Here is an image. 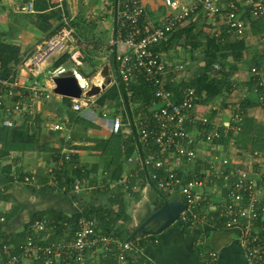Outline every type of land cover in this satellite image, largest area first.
<instances>
[{
	"label": "built area",
	"instance_id": "built-area-1",
	"mask_svg": "<svg viewBox=\"0 0 264 264\" xmlns=\"http://www.w3.org/2000/svg\"><path fill=\"white\" fill-rule=\"evenodd\" d=\"M162 5L165 12L158 21L159 18L148 13L143 0H118V3H115L109 39V53L115 62L114 70L108 75L109 86H106L104 78L101 79V86L103 84L104 89H107L112 85L118 86L121 82L128 100L120 94V101L126 110L129 106L132 116L127 113V119L124 120L122 115L116 114L111 122V130L119 133L123 127H127L135 134L137 156H130L128 160L136 162L147 172L150 171V180L153 182L152 184L149 181L150 186H154L161 194L182 195L187 208L180 214V222L192 224L197 220L204 221L210 216L214 226L238 232L245 264H264V174L259 172L260 176H257L258 171L253 168L254 161L264 162V152L254 150L250 154L251 157H247L251 164L248 169L238 157L240 150L235 135L241 130L238 125L241 116L235 112V107L228 105L232 115H229L228 121H222L217 114L210 116L201 110L200 96L193 87H183L176 100L175 92L167 83L177 82L179 74H185L186 65L181 61L168 64L163 55L164 51L157 50L158 45L167 43L172 33L192 16L203 17L204 22L215 24L218 28L214 29L217 35L222 26H226L231 35L239 39L245 38L251 30L252 20H264V0H162ZM18 10L33 12L34 3H22ZM74 35V27L69 21H65L63 28L56 35L42 41L35 51L24 58L23 67L29 73L27 79L20 81L16 75L0 76L1 124L14 126L18 115L31 113L33 99L49 97L50 92L46 86H52L55 90V78L68 72L74 73L83 89L80 97H73V108L81 110L90 102L93 96H89L88 92L92 90V85H96L94 80L90 85L75 69H68L64 64L53 68L54 63L68 51V43L74 40ZM262 36L264 33L261 35L264 40ZM256 52L252 53V59ZM258 55L262 61L260 64L251 62L246 81H254V87L261 90L264 96V45L260 47ZM219 67L218 64L215 65V69ZM1 69L0 62V75ZM137 76H143L154 85L155 96L149 103H136L132 100V82ZM221 104L220 101L217 105L210 103L204 107L208 110H218ZM195 126L198 127L197 130L194 129ZM64 127L67 126L61 123L53 126L55 130ZM222 130L225 134L228 130L232 131L228 140L234 151L230 155L225 154L217 163L211 157L204 160L207 166L205 165L203 170L198 171L195 166L190 168V165H195L198 161L195 143L200 140L209 143L222 142ZM70 141L71 135L68 132L67 143ZM64 150L67 160L79 152L78 148L71 144ZM62 159L58 158L57 162L61 163ZM185 163L191 170L194 169L192 174L182 169ZM160 170L163 173H158ZM261 176L262 181L259 180ZM210 183L221 196L220 199L214 200L208 194L206 187ZM88 187L85 179L74 185L77 191ZM197 187L202 188V191H198ZM202 206L207 209H202ZM44 223L36 221L34 227L43 229ZM96 233L95 220L81 217L77 222L73 240L67 246L64 245L67 261L62 264H90L89 249H94L98 243H111L113 249L119 251L118 259L122 262L126 260L125 251L135 248L132 241L121 240L112 234L98 236ZM33 247V240L29 237L21 249L28 252ZM64 248L55 243L37 247L44 254V264H55L58 258L62 257ZM208 253L210 261H216L217 253ZM21 255H14L6 264L18 262Z\"/></svg>",
	"mask_w": 264,
	"mask_h": 264
},
{
	"label": "crops",
	"instance_id": "crops-1",
	"mask_svg": "<svg viewBox=\"0 0 264 264\" xmlns=\"http://www.w3.org/2000/svg\"><path fill=\"white\" fill-rule=\"evenodd\" d=\"M29 1L34 3L35 10L33 12H20L19 6ZM81 1L0 0V40L17 44L21 51V62L16 66L18 80L24 81L29 74L23 67L24 58L35 51L42 41L56 35L63 28L65 21H69L71 24L73 20L79 18H82L81 22H76L75 25L71 24L75 29V38L68 43L69 49L66 53L70 55L69 60L72 61L71 55L74 54L77 58L74 61L80 64L78 69L74 68L73 64L71 67L73 70L75 69L77 73L81 74L83 79L87 80L92 77L86 75L88 63H82L78 59L86 58L88 53H92L89 49L97 41L102 42V45L107 43L106 48L109 53L112 21L108 25H101V22L94 21L92 27L86 24L84 20L87 16L82 17L81 8L84 7L83 5L88 6L89 3L86 4L85 2H89V0H83L84 4ZM146 5L148 13L159 18V21L165 12V7L163 6L162 12H156L151 0H148ZM80 6L82 7L80 8ZM91 6L92 4L89 6L90 8L88 7V16L90 14L92 16V12L95 13L99 4L96 7ZM91 22L90 24H92ZM78 23L83 26L86 24L87 28L83 27L84 29L80 30ZM205 23L209 24V26L206 24L208 28L213 27V30L216 28L213 23ZM59 26L61 28L53 34ZM103 33L107 35L105 36ZM164 53L165 59L178 56L172 50ZM110 58L112 59L111 55L105 56L104 63L99 69L90 63L91 69L96 67L94 76L97 72L99 75L113 72L114 61L111 62ZM235 78L236 86H238V78ZM244 78L246 80V75ZM98 85L91 87L93 91L95 88L100 90L81 110L73 108V97L58 94L52 89V86H46L50 96L34 98L31 113L18 115L14 126H4L0 123V128L9 130L8 137L12 143L10 153L6 155L4 162L0 163V229L2 230L0 233V264H6L10 258L19 254H22V257L14 264H44V254L37 247H46L55 243L61 244L64 248V245L67 246L73 240L77 227L71 233L68 225V228L61 231L56 237L57 240L51 243H42L41 241L53 236L54 231L50 224L54 220L50 217L35 219V215L39 212L54 209L71 214L79 211L82 201L104 205L108 203L109 196L116 192H124L127 212L131 215L129 224L130 227H135L141 223L142 219H146L150 215L152 206H159L160 197L157 195L159 191L154 186H150V171L147 172L136 162L128 160L130 156H137L135 134L127 127H123L119 133H114L111 130V122L116 114L122 115L124 120L127 119L126 108L121 101L119 105L115 104V100L110 99L100 104L98 98L107 89H104L105 86L102 88L101 79ZM246 88L249 95L256 99L260 98L259 100L264 99V96L259 93L260 90L254 86L249 88L247 85ZM231 96L228 97L229 101ZM222 98L215 102L216 105ZM211 105L213 104L211 103ZM201 110L211 115L217 114L220 118H229V112L223 108L222 104L218 110H208L204 106L201 107ZM56 123L64 124L67 127L55 130L53 126ZM68 132H70L71 141L67 143ZM262 132L264 133V131ZM252 135L264 143V134L251 132L250 136ZM114 137H119L122 141L120 149L114 145L109 146ZM227 140L228 138L225 142ZM68 144L74 145L79 150L69 160L65 158L64 153ZM0 146L3 147V143L0 142ZM128 146L133 148L130 155L126 154L129 149ZM248 148L254 149L251 147V143ZM114 149L115 152H113ZM252 152V150H240L238 157L241 161H247V157H251ZM58 158H63L61 163L57 162ZM203 161L204 158L203 160L198 158L199 165ZM260 163L263 164L261 166L264 168V162ZM7 164L12 165L9 174L4 172L2 168L3 165ZM199 165L198 168L194 165L198 171L201 170ZM205 165L207 166L206 163ZM182 169L188 174H192L194 171V169H189V166L187 169L183 166ZM161 172L163 173L162 170L158 171V173ZM72 175L78 177H74V183L69 188L67 180ZM9 176L13 178V180L11 179L12 182ZM82 179L86 180L89 187L79 191L75 190L74 185ZM9 183L11 185L7 188ZM151 183L153 184L152 181ZM98 192H103V195L97 196L96 193ZM175 195L166 196L171 199ZM76 197L80 200H77ZM220 197L216 193L212 199L218 200ZM201 208L207 209L204 206ZM88 219L95 220L97 230L98 220L96 218ZM39 220L45 222L43 229L34 227L35 222ZM66 224L67 222H65ZM153 229H155L154 225L146 227V230H152L154 235L137 236V242L129 240L135 246L134 252L133 250L125 251L130 254V261L118 262L116 260L117 264H245L242 247L238 240V232L214 226L210 216L204 221L197 220L192 224H183L178 220L161 233H157L156 229L155 231ZM24 230L27 231L26 238L18 246L9 240L11 235ZM41 232L45 233L44 238L47 239L42 238L38 242L35 239V234ZM111 234L113 233L105 235ZM96 235L103 234L96 233ZM4 237H6L5 240H3ZM29 237L32 238L35 247L31 251L25 252L21 246L25 245ZM142 237L144 238L141 239ZM93 248L89 249L88 252L90 264H100L101 257L106 254L104 251L112 252L111 250H115L111 243H98ZM62 250V257L58 258L55 264H62V262L67 261L66 248ZM209 251L217 253L216 261H210Z\"/></svg>",
	"mask_w": 264,
	"mask_h": 264
},
{
	"label": "trees",
	"instance_id": "trees-1",
	"mask_svg": "<svg viewBox=\"0 0 264 264\" xmlns=\"http://www.w3.org/2000/svg\"><path fill=\"white\" fill-rule=\"evenodd\" d=\"M112 1L113 12L115 8V0ZM25 3V2H24ZM91 16V14H90ZM87 15V20L88 17ZM84 18V17H83ZM85 18V19H86ZM202 20L199 16H192L189 21H187L183 26L177 28L171 35L169 41L164 44H160L157 46V50L168 52L172 48L176 46H180L181 40L186 39L189 40L188 44L191 43V47H199L204 45L203 52L205 55L204 64L199 66L197 71L193 74V77L188 80L180 79L179 81L172 83L168 81L167 86L172 89L178 100L181 89L183 87H193L195 91L199 94L200 100L199 103L204 106L210 103H215L219 98H222L220 101L223 105V108L229 112V115H232L231 109L228 107L229 104H232L235 107V112L241 116V120L238 121V125L241 126V130L235 135L236 144L238 149L241 151H249V150H263L264 151V143L262 140L255 137L250 136L251 132L254 134H264L261 130H254L252 126L253 118H249L247 114V107L252 103H256L255 99L251 97L244 98L243 101L239 104L236 101L228 100V97L232 95V91L234 90L235 83V75L238 73L239 68L237 63L242 62L245 58H249V62L253 61V64H260L262 58L259 57L258 51L254 54V58L252 59V55L247 54L248 45L245 38L239 39L238 37L231 38V34L227 31L226 26H222L219 34L213 30V33L210 35L207 32H203L202 29L196 32V27L199 26V23ZM203 21V20H202ZM72 25L76 24V21L71 22ZM79 24V23H78ZM206 25L205 22L202 25ZM80 25V24H79ZM62 26V25H61ZM59 26L53 34L58 32L61 28ZM84 29V28H83ZM252 32L256 34H261L258 32L256 22H252L251 24ZM81 30V29H80ZM264 33V32H263ZM199 35H204L206 40L203 42L198 39ZM178 37V39H176ZM190 38V39H188ZM177 40V41H176ZM176 44V46H175ZM187 44V43H185ZM20 47L17 44L12 42H8L5 40H0V62L2 64L1 69V77H10L11 75H16V66L21 62L20 55ZM115 56V54H114ZM70 55L65 53L62 55L53 65V68H56L69 60ZM114 59V58H113ZM168 64H171L172 61L166 59ZM115 63V62H114ZM218 64L219 69H215V65ZM250 65V64H249ZM249 67V66H248ZM95 70L91 69V72H88L87 76H93ZM249 88L254 86V81L247 82ZM124 85L120 82L119 85H112V87L104 90L103 94L98 98V102L103 104L107 99L115 100V104L120 105V94H123L128 100L126 90L123 87ZM154 85L144 79L143 76H137L135 81L132 82V100L136 103H149L155 96V88ZM261 94V90L259 91ZM68 99V98H67ZM260 99V98H259ZM258 102V101H257ZM114 105V104H113ZM199 107V106H198ZM127 113L132 116V110L127 107ZM214 113H216L214 111ZM213 114L210 116H214ZM224 139L222 141H226L225 138H228L232 135V131L228 130L225 134L222 130ZM9 130L0 128V142L3 143V147L0 146V163L4 162L6 155L10 153V147L12 146L11 141H9ZM243 138L246 140L243 141ZM250 141L251 147L254 149H250L247 147V143ZM129 149L127 151V155L132 153V146H128ZM199 162L195 163V166L198 167ZM201 167V166H199ZM4 172H11L12 165L7 164L3 165ZM181 171V170H180ZM182 173V171H181ZM183 174V173H182ZM76 175H72L67 180V185L69 188L70 185L74 183V177ZM78 177V176H76ZM10 181L13 178L9 176ZM12 182V181H11ZM11 185V183L7 184V188ZM68 188V190H69ZM97 196H102L103 192L96 193ZM158 197H160L159 206H161L165 201L169 199L165 194H161L158 192ZM75 198V197H74ZM77 198V197H76ZM77 200H80L77 198ZM13 213V212H12ZM53 218L54 222L50 225L53 227L54 234L51 238H44L45 233L41 232L39 234H35L36 241H41L42 238L47 239L41 241L42 243H51L56 239L61 231L64 229L70 228L71 233H73L74 229L77 227V222L81 217L86 218H96L98 220V228L96 232L98 234H108L113 233L112 235L119 237L122 240L127 239V237L133 232L134 227H130L129 222L131 221V215L127 212V205L124 199V192H116L113 195L109 196V201L104 205H97L94 202H86L82 201L80 204V209L77 212L66 214L63 212H59L57 210H48L39 212L35 215V219H43V218ZM145 219H142V221ZM141 221V222H142ZM65 222L67 224L65 225ZM29 226V225H28ZM155 231V229H153ZM0 229V233H1ZM70 233V235H71ZM27 231H21L16 234L10 236L11 241H13L17 246L26 238ZM69 235V237H70ZM137 235L131 240H136ZM142 237L141 239H143ZM6 237L3 238L5 240ZM46 241V242H45ZM5 242V241H3ZM104 251L105 256L101 257L99 263L100 264H117L118 253L117 250ZM135 250H133L134 252ZM110 253V254H109ZM138 253V252H136ZM126 260L130 261V254L126 253ZM117 260V261H116ZM122 262V261H121ZM141 264V263H139Z\"/></svg>",
	"mask_w": 264,
	"mask_h": 264
},
{
	"label": "rangeland",
	"instance_id": "rangeland-1",
	"mask_svg": "<svg viewBox=\"0 0 264 264\" xmlns=\"http://www.w3.org/2000/svg\"><path fill=\"white\" fill-rule=\"evenodd\" d=\"M147 1L148 0H143L144 3H147ZM81 2H83V0ZM151 2L154 4L152 6L155 7L154 10L156 12H162L163 11V5L161 4L162 3L161 0H151ZM85 3L86 4L89 3V5L88 6L87 5H83L84 7L80 6V8L82 7L81 8V12L83 14L82 17L83 16L85 17V16L88 15V13H89L88 9L90 8L89 6L91 4H92V6H95V7L99 4V6L96 7V9L92 8V9H95V13L92 12V16H90L88 18V20H87V18L84 20V22H86V24H89L92 27L94 25V21L101 22V25L102 24L108 25L111 21H114V12H113V6H112V3H111V0H108L107 3L105 2V0H89V2L87 1ZM83 4H84V2H83ZM200 18L204 19L203 17H200ZM81 19L82 18L75 19L74 21L81 22ZM200 21L201 22L199 23V26H197L196 29H195L196 32L198 30L202 29L203 32H207V34H209V35L211 33H213V27L208 28L206 25H204V24L202 25V23L204 21H202V20H200ZM90 22L92 24H90ZM251 22H256V26H257L258 32H260L261 34H256V33L252 32V29L247 33V35L245 37V40H246L248 48H249L248 51H247L248 52L247 54L253 53L254 50L255 51H259L260 47L262 45H264V40L261 39V35L264 32V20L263 19H259L257 21H253L252 20ZM86 24L84 26L82 24L79 25L80 29H82L83 27H85V29H86L87 28ZM207 25L209 26V24H207ZM214 26H216V25L214 24ZM217 26L219 27V25H217ZM217 30H218V28H217ZM104 35L106 36L107 34H104ZM262 37L264 38V36H262ZM197 38L202 40L203 42H205V40H206L204 35H199ZM231 38H235V36L231 35ZM176 39H178V37ZM188 39H190V38H188ZM188 41L189 40L182 39L181 43H180V46H176V44H175L176 47L172 48L171 50L174 51L175 53H177L178 56L177 57L174 56V57L168 58V60L172 61V62L181 61V62L185 63V65H186L185 74H183V72H182V74H179V78L180 79L184 78V80H188L189 78L193 77V74L197 71L199 66L204 64V61H205V55H204V52H203L204 45L199 46V47H191V43L188 44ZM185 43H187V44H185ZM106 45H107V43H105V45H102V42L97 41V43H93L92 44L93 47H91V49H89V50L92 51V53H90V54L88 53V55L86 54L87 55L86 58H83V59L79 58L78 59V61H80L82 63H88L87 64L88 68H86V72L87 73L91 72V68H90L91 65L92 66L96 65L97 68L99 69L100 66L103 65V63H104L105 56H107V57L110 56V53L107 52V48H106L107 46ZM71 58L73 59V61L69 60V61L65 62L64 63V67L69 69L74 64V68L78 69V66L80 64H77V61H74L77 58L74 56V54L71 55ZM110 60H111V62L113 61L111 58H110ZM90 63H92V64L90 65ZM249 64H251V63L249 62V58L248 57L245 58L242 62L237 63L239 71L235 75V77L238 78V86H236L237 81L235 80L234 90L232 91L233 94L230 97V99L231 100L234 99L239 104L243 101L244 98H247V97H251V98L257 100L258 102L252 103L251 105H248L247 114H248L249 118H253V122H252L253 129L256 130V131H258V130L264 131V99L263 100H259V99H256L255 97L249 95L248 89L246 88L248 83H247L246 80H244L245 79L244 76L247 74ZM112 69L114 70L113 66H112ZM217 69H219V68H217ZM110 74H112V72H110ZM114 74L116 75V73H114ZM108 75H109V72H107L106 76H104V75L100 76L98 74V72H97V74L95 76L93 74L94 77L90 76L91 78H88L87 82L90 85H92L91 81H93L95 77L99 76V78H101V79L104 78V82H105V84H107L106 86H109L108 83H107V80L109 79ZM182 75H183V77H182ZM245 83H247V84H245ZM92 86H94V85H92ZM201 106H200V108H201ZM204 106H206V105H204ZM250 106H252V107H250ZM220 120H222V121H226L227 120L228 121V118H220ZM194 129L197 130L198 127L195 126ZM244 140H246V138H243V141ZM227 141L228 142L222 141V142H217V143H209V142H205L203 140L198 141L197 143H195V148L197 149V157L202 159V160H203V158H204V160H206V159H208V157L211 156V158L212 159L214 158V161L217 163V160H220L225 154H229L230 155L234 151V147L229 144V140H227ZM246 143H247V146L250 147V141H248ZM110 145H114V146H117V148H119L122 145V141L120 140L119 137H114V138L111 139V142H110L109 146ZM203 151H205V152H203ZM260 151L264 152L263 150H260ZM113 152H115V149L113 150ZM215 157H216V159H215ZM262 161H264V160H262ZM254 162H255V167H253V168H254V170L258 171L256 173V175L260 176L259 172L261 173V175H263L264 174V168H262V166H261L263 164H261L260 162H257V161H254ZM205 163H206V161H203L199 165V166H201L200 167L201 170H203L205 168ZM243 164L246 165L248 169H249V165H251L248 160L247 161L244 160ZM184 166L187 169L188 164L185 163ZM193 167H194V165L190 166V168H193ZM259 180L260 181L263 180L262 176H261V178ZM206 189H207L208 194H210L211 196H215L216 195V191H215L214 185L212 183L208 184ZM197 190L198 191H202V188L197 187ZM263 198H264V192H263ZM150 235H154V233H151ZM137 241H138V239L134 240V242H137Z\"/></svg>",
	"mask_w": 264,
	"mask_h": 264
},
{
	"label": "water",
	"instance_id": "water-1",
	"mask_svg": "<svg viewBox=\"0 0 264 264\" xmlns=\"http://www.w3.org/2000/svg\"><path fill=\"white\" fill-rule=\"evenodd\" d=\"M118 3V0H115ZM57 87L55 92L69 97H80L82 94V87L78 78L73 72L64 73L55 78ZM102 84V88H103ZM100 89L89 90L88 95L93 96ZM187 208V204L183 201L181 194H176L171 199L165 201L161 206H152L150 215L141 223L134 227L133 232L127 237V241L134 238L136 235L151 234L152 230H146L149 225H154L156 232L161 233L169 226L173 225L179 218L180 214Z\"/></svg>",
	"mask_w": 264,
	"mask_h": 264
},
{
	"label": "bare ground",
	"instance_id": "bare-ground-1",
	"mask_svg": "<svg viewBox=\"0 0 264 264\" xmlns=\"http://www.w3.org/2000/svg\"><path fill=\"white\" fill-rule=\"evenodd\" d=\"M100 76H102V75L100 74ZM100 79H101V78H99V76H98V77H96V78L94 79V81L96 82V85H95V86H97V85H98V83H99ZM82 81H83V80H82ZM98 86H99V85H98Z\"/></svg>",
	"mask_w": 264,
	"mask_h": 264
}]
</instances>
